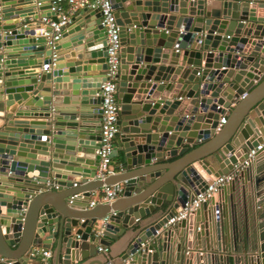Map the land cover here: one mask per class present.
Masks as SVG:
<instances>
[{
    "label": "water",
    "instance_id": "95a60500",
    "mask_svg": "<svg viewBox=\"0 0 264 264\" xmlns=\"http://www.w3.org/2000/svg\"><path fill=\"white\" fill-rule=\"evenodd\" d=\"M110 3L121 42L122 171L100 181L99 11L81 10L49 44L39 20L57 21L50 0H0V264H40V249L54 264H82L98 245L111 255L123 237L124 250L97 264H264V16L255 14L264 0ZM234 172L230 198L223 186L216 201L164 228L213 178ZM116 183L122 201L88 209L92 193ZM240 197L250 210L244 235ZM192 238L204 246L192 248Z\"/></svg>",
    "mask_w": 264,
    "mask_h": 264
},
{
    "label": "built area",
    "instance_id": "2783aa9c",
    "mask_svg": "<svg viewBox=\"0 0 264 264\" xmlns=\"http://www.w3.org/2000/svg\"><path fill=\"white\" fill-rule=\"evenodd\" d=\"M52 7L50 11L56 15L57 21H51L48 18H43L41 21L46 23L51 29V34L44 33L48 39L49 44L58 40L62 30L71 23V19L75 16L77 11L83 9L97 10L101 15V26L106 33V64L105 81L100 87L101 99V120L99 128L98 141V168L95 173V179L104 181L107 177L113 176L116 173L111 169L114 155V140L117 138L119 128L117 125V117L119 107L117 104V76L120 66V50L121 42L119 39V27L116 24L114 17V10L110 0H50ZM67 6L66 9L63 6ZM226 123L224 118L218 121L216 131H219L222 125ZM263 145L257 146L256 150L249 153V158H252L256 151L262 150ZM236 177V173H230L225 176L213 178L206 190L199 193L191 202H187L184 208L179 213L170 218L164 225V228L173 226L181 220L187 219L189 215L194 213L202 203L214 198L225 184L230 183ZM123 191V184L116 183L110 186H103L101 192V202L110 204L115 201ZM95 194L92 193V196ZM95 202L89 203L88 209L95 206ZM96 235L100 234L98 227L94 230ZM158 234V232H156ZM100 252L106 253L103 248H98ZM43 264H49L48 259L50 253L48 251L40 252Z\"/></svg>",
    "mask_w": 264,
    "mask_h": 264
},
{
    "label": "crops",
    "instance_id": "0c3cea01",
    "mask_svg": "<svg viewBox=\"0 0 264 264\" xmlns=\"http://www.w3.org/2000/svg\"><path fill=\"white\" fill-rule=\"evenodd\" d=\"M213 1H218V0H213ZM63 8L64 9H66L67 8V6H63ZM80 10L79 11H77L76 12V14H75V16L74 17H77L78 15H80ZM43 14V13H42ZM256 16H264V11L263 10H257L256 11ZM39 23H40V27H42V28H45V27H49L46 23H44L43 21H41V20H39ZM43 36H44V33L42 34ZM224 70V69H223ZM80 74V73H79ZM93 74H97L96 72H94ZM65 86V88L66 89H62V92H70V90L68 89V87L66 86V84L64 85ZM53 91V89L51 88V92ZM174 94V93H173ZM171 96V95H170ZM5 100H6V97H3L2 98V102H5ZM2 102L0 103V104H2ZM184 104L185 103H187V101H184L183 102ZM23 105V103H21V105L20 106H22ZM71 106L69 105V108H70ZM91 108V107H90ZM99 108H100V106H99ZM68 109V108H67ZM101 109V108H100ZM47 110H48V108H47ZM90 110V109H89ZM71 111H73V112H77L76 111V108H72L71 109ZM48 112V111H47ZM89 112H91V110L89 111ZM75 114H77V113H75ZM37 120V119H36ZM32 122V121H31ZM35 122H42L43 124H48L49 123V120L47 119H41V120H38V121H35ZM3 125H5V121H4V118H3V113H0V127H2ZM99 128H100V125H99ZM118 138H115V140H114V155H113V159H112V163H111V165H110V167H111V169L117 174V173H119V172H121L122 171V168H121V165H120V160H121V153L118 151V146H117V143H118ZM200 145V143L199 144H196V145H193V146H191L190 147V149H189V151H192L194 148H196V147H198ZM183 146H186V145H183ZM179 159V157H177V158H173V159H166L165 161H164V163H166V164H168V163H171V164H173V165H176L177 163H179L178 160ZM181 160V159H180ZM173 162V163H172ZM224 166V165H223ZM62 173V172H61ZM37 176V171H34V172H32V173H28L27 174V177L28 178H35ZM66 176V181H69V182H78V180H79V178L80 177H77V176H73L72 174H66L65 175ZM49 184V183H48ZM4 185H8V183H2L1 184V186H4ZM47 186H52V184L50 183V185H47ZM226 188H227V199H228V197L230 198V187L227 185V184H225L224 185ZM103 188V187H102ZM102 188L100 189V190H97V191H95V194L91 197V199H90V202L89 203H91V202H95L96 204H95V206L94 207H96L97 206V204H106V203H102L101 202V192H102ZM233 193V192H232ZM239 193H240V190H239ZM239 193L238 194H235V196L236 197H238V195H239ZM121 196H122V193L120 194V196L116 199L117 200V202H119V201H122V200H120V198H121ZM214 199H215V201L217 200V194L215 195V197H214ZM240 202H238V205H239V207H238V215H239V218H240V221H241V233L244 235V233L246 232V230L243 228V225H244V220H245V216H246V213L248 214V216L250 215V210H249V206H245L243 203H241V197L238 199ZM76 204L77 205H81L82 204V201H79V200H76ZM93 207V208H94ZM89 209H92V208H89ZM204 214V213H203ZM230 214V211H229V209H228V215ZM197 219H199V220H201L202 218H203V215H202V213H200L199 214V216L198 217H196ZM195 218V219H196ZM214 222V221H213ZM212 224V223H211ZM210 232H211V234H210V236H212L213 237V240L216 242V239L214 238V235H215V228L212 226L211 227V230H210ZM248 232L249 233H252L251 231H250V229H248ZM125 241V242H124ZM189 244L192 246V248H195V247H200L201 246V248L204 246V240H203V238H201V239H195V238H192V240H190L189 241ZM127 246V242H126V238L125 237H123V238H121V239H119L114 245H113V247H112V250H113V252L111 253V255H110V252L109 253H104V252H100L99 250H98V248H103L102 246H99L98 245V247H97V253H96V256L94 257V258H91V259H89V260H87L85 263H82V264H97V263H102L103 261H104V258H107V257H109V255H110V257L111 258H114V256L116 257V255L117 254H120L121 253V251H123L124 250V248ZM232 247V246H231ZM174 248H175V245H174ZM232 249V248H231ZM41 251H48L49 253H50V258L48 259V261H49V264H54V262H53V259H52V256H53V253H52V250L51 249H40L39 251H38V253H39V256H40V252ZM174 253H175V249H174ZM191 254H193V255H197L198 257H200L199 256V253L197 252H192ZM201 258H205V254L204 253H202V257ZM234 259L232 258V261H233ZM204 263V262H203ZM29 264H31V263H29ZM40 264H43V260L41 259V256H40ZM61 264V263H60ZM76 264H80V263H76Z\"/></svg>",
    "mask_w": 264,
    "mask_h": 264
}]
</instances>
